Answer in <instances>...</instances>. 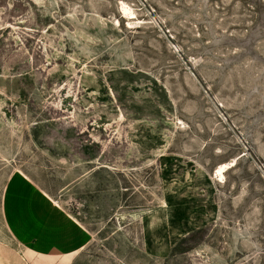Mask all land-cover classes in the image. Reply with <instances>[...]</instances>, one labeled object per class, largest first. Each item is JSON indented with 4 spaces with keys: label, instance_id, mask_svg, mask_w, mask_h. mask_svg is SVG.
<instances>
[{
    "label": "rangeland",
    "instance_id": "obj_1",
    "mask_svg": "<svg viewBox=\"0 0 264 264\" xmlns=\"http://www.w3.org/2000/svg\"><path fill=\"white\" fill-rule=\"evenodd\" d=\"M0 264H264V0H0Z\"/></svg>",
    "mask_w": 264,
    "mask_h": 264
},
{
    "label": "bare ground",
    "instance_id": "obj_2",
    "mask_svg": "<svg viewBox=\"0 0 264 264\" xmlns=\"http://www.w3.org/2000/svg\"><path fill=\"white\" fill-rule=\"evenodd\" d=\"M122 14L124 13V15H130L132 16L134 13L131 11V8H129L128 6H126L124 3H123V11L121 12ZM124 17V16H123ZM133 19V18H132ZM136 19V18H135ZM118 23V22H117ZM235 162V160H234ZM234 162H225V163H222L218 166L217 168V178H220L219 181L220 182H224V179H225V176H226V173L232 168L234 167Z\"/></svg>",
    "mask_w": 264,
    "mask_h": 264
}]
</instances>
